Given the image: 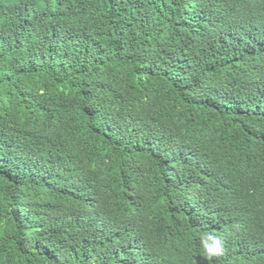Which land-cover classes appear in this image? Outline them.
Instances as JSON below:
<instances>
[{
	"label": "trees",
	"instance_id": "trees-1",
	"mask_svg": "<svg viewBox=\"0 0 264 264\" xmlns=\"http://www.w3.org/2000/svg\"><path fill=\"white\" fill-rule=\"evenodd\" d=\"M0 264H264V0H0Z\"/></svg>",
	"mask_w": 264,
	"mask_h": 264
},
{
	"label": "clouds",
	"instance_id": "clouds-1",
	"mask_svg": "<svg viewBox=\"0 0 264 264\" xmlns=\"http://www.w3.org/2000/svg\"><path fill=\"white\" fill-rule=\"evenodd\" d=\"M202 254L209 260L214 261L224 253V240L214 232H203L199 237Z\"/></svg>",
	"mask_w": 264,
	"mask_h": 264
}]
</instances>
